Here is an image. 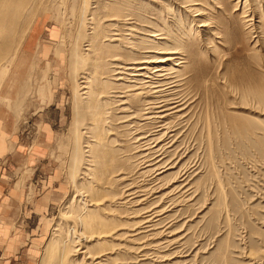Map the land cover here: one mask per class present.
<instances>
[{"label":"rangeland","instance_id":"rangeland-1","mask_svg":"<svg viewBox=\"0 0 264 264\" xmlns=\"http://www.w3.org/2000/svg\"><path fill=\"white\" fill-rule=\"evenodd\" d=\"M214 2L26 0L22 6L13 5L18 8L14 26L10 31L0 27V114L4 115L6 125L8 122L15 124L16 135L6 142L11 152L0 155V175L9 181L5 195L9 189L22 195L12 203L7 204L5 196L0 201V231L10 225L15 234L13 249L0 241V264H47L45 253L52 245L53 235L57 234L53 230L64 224L59 220L66 211L64 208L72 198L78 202L79 193H83L77 190L79 184L84 183L83 168L90 159L82 149L84 138L90 140L91 135L86 134L89 116L80 87L85 77H95L90 63L95 59L89 56L92 44L107 45L102 47L103 60L96 61L102 65V70L97 72L102 82L108 81L107 69L114 62L113 56H122L121 52L129 46L108 43L104 41L107 36L117 40L118 36L111 34L121 33L132 44L141 46L142 41L147 40L146 33L153 31L155 25L173 34L174 40H183L186 49H195L197 60L194 63L199 64L197 67L201 71L218 70L227 78L231 77L232 84L243 88L248 85L253 71L264 79V70L253 65L264 54L261 48L264 42L256 38L261 37L259 19H254V26L256 23L258 28L256 36L242 28L241 4L236 8L235 1L225 0L223 3L230 5L229 11L223 13ZM193 4L196 6L191 8ZM256 4L262 5L258 0L249 7ZM193 8L203 9V15L198 17L193 11H187ZM261 10L264 11V5ZM129 13L131 17L127 16ZM230 14L234 18L231 22ZM259 15L260 10L256 13ZM2 16L1 12L0 18ZM206 17L220 26L228 45L221 47L214 39L215 28L211 27V31L209 27L197 28V21L207 20ZM262 20L264 26V18ZM130 23L136 24V30L124 36L127 31L122 28L125 25L129 28ZM231 27L236 32L229 38ZM92 28L97 32L91 39ZM209 40L212 41L210 45ZM209 46L216 51L214 57L209 53L211 49H207ZM146 52L151 56L152 51ZM240 91L237 89L239 94ZM222 96L218 106L214 102L200 107V100L194 98L190 126L180 130L179 137L183 135L184 141L190 144L178 165L183 166L185 178L189 176L190 199L169 216L175 222L172 233L183 238L177 246L158 248L161 254L153 264H179L186 258L188 261L194 258V264H218L216 260L222 254L227 256L229 264H264V151L248 141L243 143L244 131L230 129L227 120L229 114L241 122V119L258 120L259 117L264 120V117L251 112L256 106L249 96L234 98L224 93ZM183 126L176 125L171 136H177L176 130ZM97 133V138L104 137ZM211 142L213 154L209 151ZM210 155L214 156L211 162ZM97 169L104 170L102 166ZM112 176L104 178L110 180ZM145 178L143 180L150 177ZM116 190L112 188V192ZM74 205L78 206L75 202L73 209ZM96 205L103 208L99 203ZM117 215L123 216L122 213ZM153 240L164 248L165 240L161 235ZM126 256L122 253L119 258L129 257ZM148 262L142 264H152Z\"/></svg>","mask_w":264,"mask_h":264},{"label":"bare ground","instance_id":"bare-ground-1","mask_svg":"<svg viewBox=\"0 0 264 264\" xmlns=\"http://www.w3.org/2000/svg\"><path fill=\"white\" fill-rule=\"evenodd\" d=\"M23 1L26 0H0V14L3 13L0 27L3 30L12 29L16 20L15 12L18 11L13 5L17 3V6H22ZM215 1L216 8L221 12L229 11L230 4L223 3L225 0ZM233 1L236 2V8L242 5V28L248 30V33L258 35L254 19H259L257 23L259 28L262 27L259 33L261 37L256 38L263 44V1L259 0L262 5L256 4L253 7H249V4L258 0H230ZM193 6L196 5L190 7ZM259 10L261 15L256 16ZM187 11H193L196 14L194 16L198 17L204 13L203 9L193 8ZM130 13L127 16L131 15ZM132 17L135 18L133 15ZM228 19L231 22L234 18L230 14ZM197 22V28L209 27L210 31L211 27L216 29L212 36L219 41L221 47L229 44L226 35L221 33L220 26L212 19ZM131 23L129 28L128 25L122 28V31H127L124 36H128L129 31L135 32L136 24ZM152 29L153 31L146 33L147 40H143L141 46L132 44L130 39L123 38L121 33L111 34L118 36L117 40H112V37L106 35L108 39L104 41L108 43L118 42L121 47L129 46L126 48L128 50L123 49L122 56H113L114 62L107 69L110 76L108 81L103 82L97 77L98 70H102V65L97 62L103 60L102 47L107 45L87 41L92 44L89 56L95 59L90 62L95 77L91 74L90 79L85 77L80 89L82 101L86 106L85 111L89 116L86 134L91 135L90 140L84 138L86 141L83 140L82 150L90 161H87L89 164H85L86 167L83 168L84 183H80L77 190L83 193H75L79 201L72 198L59 219L64 221L63 226L57 225L53 230L54 234H57L53 235L50 241L52 245L45 253L47 264H142L144 261L148 262L147 260L152 264L156 262L161 254L158 248L161 250L172 245L177 246L183 238L172 233L171 227L175 222L169 215L172 211L175 213L176 207L190 199V187L187 186V183H191L189 176L185 178L183 166L178 165L190 145L184 141L183 135H179L181 129L190 126L193 99L200 100L201 107L214 102L218 106L223 93L234 98L249 96L256 106L251 112L254 116L264 117V79L255 74V71L244 88L234 85L231 77L227 78L218 70L211 72L198 69L199 64L194 63V60H197L193 51L195 49H186L183 40H174L175 36L172 38L173 34L166 33L164 27L155 25ZM96 32L97 29L95 31L92 28L89 34L91 39L95 38ZM229 32L232 33L229 38H232L236 30L231 27ZM207 43L210 45L212 41ZM167 44L171 45L168 47ZM261 48L264 50V46ZM207 49H211L209 53L214 57L215 49L212 46ZM146 51H152L151 56H147L150 52ZM120 58L122 60H118ZM253 65L264 70V54L259 56ZM103 87L106 89H102ZM239 88L240 94L237 92ZM255 119H241V122L233 115L229 114L227 117L230 129L244 131L243 143L248 141L260 146L264 151V120H259V117L258 120ZM179 124L184 126L176 130L177 136H171L172 129ZM103 129L106 134L102 133ZM97 132L104 137L100 135L97 138ZM209 151L211 154L214 152L212 142L209 143ZM212 157L214 156H208L210 162L213 161ZM98 166H102L104 170L97 169ZM175 169L177 170L173 173ZM108 175H113L109 181L104 178ZM145 177L150 178L143 180ZM113 187L117 189L114 192ZM75 202L78 206L74 205L73 209ZM96 203L103 208L98 207ZM114 212L122 213L123 216L120 217ZM158 235L165 240L164 248L153 240ZM67 237H70L69 241ZM122 253L129 257L120 259L119 255ZM186 260L179 264L195 262L194 258L192 261H188V258ZM216 261L218 264H229L225 254Z\"/></svg>","mask_w":264,"mask_h":264},{"label":"crops","instance_id":"crops-1","mask_svg":"<svg viewBox=\"0 0 264 264\" xmlns=\"http://www.w3.org/2000/svg\"><path fill=\"white\" fill-rule=\"evenodd\" d=\"M6 119L4 117L3 114H0V155L4 156L6 152H11V147H7L6 146V142L8 140H10L12 137L14 138V136L16 135L15 132V124L10 125V123L8 122L7 125L5 123ZM4 124L6 125V127L4 126ZM17 137V136H16ZM5 152V153H4ZM4 171V170H2ZM3 175H0V201L2 197L5 196L6 198V202L7 204L11 201L14 202L16 200V198L20 199V196L22 195L20 192L16 193L15 190L13 189H9L6 191V195L4 193L5 189L8 187V180H3ZM6 183V185H5ZM18 195H16V194ZM7 225L6 227H4L5 229L0 231V241H2L3 244H5L4 246L9 248L10 246L11 249H13L14 247V242H15V237H14V231L12 230V226ZM8 227V229H7ZM7 229V230H6Z\"/></svg>","mask_w":264,"mask_h":264}]
</instances>
